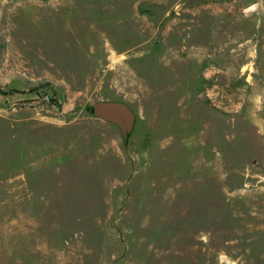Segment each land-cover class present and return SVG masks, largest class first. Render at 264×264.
Here are the masks:
<instances>
[{
  "label": "rangeland",
  "instance_id": "374dc122",
  "mask_svg": "<svg viewBox=\"0 0 264 264\" xmlns=\"http://www.w3.org/2000/svg\"><path fill=\"white\" fill-rule=\"evenodd\" d=\"M255 1L0 0V264H264Z\"/></svg>",
  "mask_w": 264,
  "mask_h": 264
},
{
  "label": "water",
  "instance_id": "95a60500",
  "mask_svg": "<svg viewBox=\"0 0 264 264\" xmlns=\"http://www.w3.org/2000/svg\"><path fill=\"white\" fill-rule=\"evenodd\" d=\"M261 1H255L242 9V14L246 17L260 15L263 13ZM92 115L95 119L116 126L122 136L123 143L127 139L134 127L135 114L124 102L115 100H100L92 104Z\"/></svg>",
  "mask_w": 264,
  "mask_h": 264
},
{
  "label": "trees",
  "instance_id": "16d2710c",
  "mask_svg": "<svg viewBox=\"0 0 264 264\" xmlns=\"http://www.w3.org/2000/svg\"><path fill=\"white\" fill-rule=\"evenodd\" d=\"M89 111L92 113V109L90 108Z\"/></svg>",
  "mask_w": 264,
  "mask_h": 264
}]
</instances>
